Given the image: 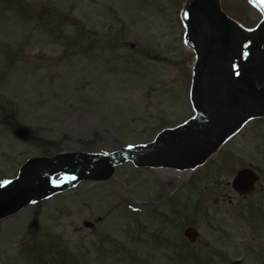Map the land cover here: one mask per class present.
Segmentation results:
<instances>
[{
    "label": "rangeland",
    "instance_id": "obj_1",
    "mask_svg": "<svg viewBox=\"0 0 264 264\" xmlns=\"http://www.w3.org/2000/svg\"><path fill=\"white\" fill-rule=\"evenodd\" d=\"M184 1L0 0V185L31 156L106 154L191 116ZM220 2L244 27L261 18L250 0ZM249 166L264 185V117L192 170L126 161L104 181H80L0 219V264H259L249 224L222 201L236 198L230 180ZM250 201L264 221V191L238 203ZM192 217L207 242L201 261L181 244Z\"/></svg>",
    "mask_w": 264,
    "mask_h": 264
},
{
    "label": "water",
    "instance_id": "obj_2",
    "mask_svg": "<svg viewBox=\"0 0 264 264\" xmlns=\"http://www.w3.org/2000/svg\"><path fill=\"white\" fill-rule=\"evenodd\" d=\"M180 16L184 39L196 56L189 91L194 114L161 130L145 144L121 147L109 154L68 151L29 158L15 179L0 186V219L81 180H106L114 166L126 160L136 167L193 169L246 121L264 116V13L255 28L245 29L222 11L220 0H185ZM59 172L75 179L56 181L52 176ZM256 179L252 170L241 169L232 187L247 194ZM184 235L193 241L197 233L189 227Z\"/></svg>",
    "mask_w": 264,
    "mask_h": 264
},
{
    "label": "flooded vegetation",
    "instance_id": "obj_3",
    "mask_svg": "<svg viewBox=\"0 0 264 264\" xmlns=\"http://www.w3.org/2000/svg\"><path fill=\"white\" fill-rule=\"evenodd\" d=\"M258 182H259V179L254 183V189L248 195H239V194L234 192L236 195V196H234V198L236 197L238 199H236V198L232 199L230 195H228V194L225 195L222 193V201L227 199L228 203H230V204L233 203V205L235 207V211H236L235 214L238 216V220L241 219L246 224H249L248 225L249 231H250V233L253 232V236L251 238L252 244L250 247L251 253H253L255 256L260 255L262 258V261L259 264H264V221L257 219L256 214L253 213L255 210L254 209H253L254 211L251 210V201L248 204H246V203L241 204V202L238 203V201H241V200L242 201L243 200L247 201L249 199L251 200V194H253L256 189H259L260 191H264V185L260 184ZM256 185H258L259 187L256 188ZM234 200H237L236 204H235V202H233ZM261 210H263V209H261ZM198 237L199 236L196 237L194 242H190V241H188L187 238L184 237L185 240H183L181 243L190 249V251H189L190 254L201 255L202 251L205 250V245L207 244V242H205V244H202L201 242L199 243ZM255 238L260 239V241L254 242ZM256 248H258V250H256ZM218 256H220V254L217 252L216 257H218ZM207 260L210 261V258H208Z\"/></svg>",
    "mask_w": 264,
    "mask_h": 264
},
{
    "label": "snow or ice",
    "instance_id": "obj_4",
    "mask_svg": "<svg viewBox=\"0 0 264 264\" xmlns=\"http://www.w3.org/2000/svg\"><path fill=\"white\" fill-rule=\"evenodd\" d=\"M2 183L6 185V184H9V183H10V181L3 180V181H2Z\"/></svg>",
    "mask_w": 264,
    "mask_h": 264
},
{
    "label": "bare ground",
    "instance_id": "obj_5",
    "mask_svg": "<svg viewBox=\"0 0 264 264\" xmlns=\"http://www.w3.org/2000/svg\"><path fill=\"white\" fill-rule=\"evenodd\" d=\"M165 171H170L171 172L172 170H165Z\"/></svg>",
    "mask_w": 264,
    "mask_h": 264
}]
</instances>
